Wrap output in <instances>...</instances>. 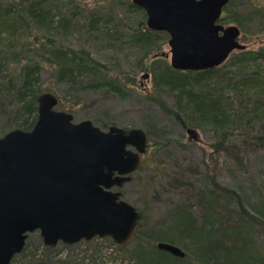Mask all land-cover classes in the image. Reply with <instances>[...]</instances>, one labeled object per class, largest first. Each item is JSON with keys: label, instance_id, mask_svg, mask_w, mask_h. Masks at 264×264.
Wrapping results in <instances>:
<instances>
[{"label": "trees", "instance_id": "obj_1", "mask_svg": "<svg viewBox=\"0 0 264 264\" xmlns=\"http://www.w3.org/2000/svg\"><path fill=\"white\" fill-rule=\"evenodd\" d=\"M241 1L246 6L243 18L236 11L235 0H229L220 22L237 23L242 33H251L247 27L256 22L258 32L264 33V0ZM45 26L62 27L73 36L82 32L96 38L98 35L97 39L112 47L138 48L135 65L143 78L151 77L152 81V95L145 98L171 114L181 127L189 126L186 130L201 129L212 134L214 143L206 154L208 159H214L213 154H225L226 164L244 176L249 173L250 152L264 148V44L256 49L235 50L224 63L211 69H174L160 55L164 38L160 37V43L158 35L165 37V33L148 29L144 10L132 0H0V72H8L0 77V136L12 129L30 130L35 124L37 96L43 93L38 84L44 67L53 83L66 84L70 93L77 95L101 91L123 99L134 92L136 73L123 69L116 57L103 63L84 46L67 44L62 35L44 34ZM165 95L174 100L173 108L164 101ZM55 96L56 107L74 112L63 105L62 97ZM100 122L102 127H109V123ZM143 130L147 148L130 181H138L139 174L148 169L149 178L160 181L168 159L156 153L168 145L153 141L150 130ZM251 145L254 149L249 148ZM205 166L207 182L201 186L183 175L169 177L175 187L186 188L191 194L166 210L156 209L154 217L148 200L141 201L140 207L132 204L140 217L125 244H115L109 237L100 241H109L116 250L125 251L132 264H264V251L255 245L258 231L264 230V196L248 209L243 194L219 185L215 166ZM258 178L264 183V178ZM114 190L120 191L125 200L121 187ZM159 241L186 249L181 248L184 256L157 249ZM80 243L84 241L74 245ZM49 251L52 248L44 246L37 257L26 243L11 263L18 258V264H75L67 259L55 261L47 254Z\"/></svg>", "mask_w": 264, "mask_h": 264}, {"label": "water", "instance_id": "obj_2", "mask_svg": "<svg viewBox=\"0 0 264 264\" xmlns=\"http://www.w3.org/2000/svg\"><path fill=\"white\" fill-rule=\"evenodd\" d=\"M228 2L132 0L145 11L148 29L168 33L171 66L182 71L214 68L245 49L238 26L216 23ZM56 105L53 93L39 94L33 127L0 136V264H11L34 231L45 247H54L107 237L122 245L136 229L138 210L114 188L141 164L145 131L74 122ZM156 247L184 256L168 242Z\"/></svg>", "mask_w": 264, "mask_h": 264}, {"label": "rangeland", "instance_id": "obj_3", "mask_svg": "<svg viewBox=\"0 0 264 264\" xmlns=\"http://www.w3.org/2000/svg\"><path fill=\"white\" fill-rule=\"evenodd\" d=\"M235 4L237 5V13L243 18L246 6L242 5L241 0H235ZM222 23L226 26H238L237 23L233 22ZM249 26L250 28L247 27V29L248 32L251 29V33L241 32L239 41L246 45V48L256 49L261 44H264V33L258 32L256 22ZM45 29L44 34L50 37H61L62 35L61 38H64L65 42L72 47L84 46L95 59L103 63L113 61V57H116L123 69L130 71V73H136L133 85L134 92L123 99L106 96L101 91H88L79 95L70 93L68 85L53 83L52 79L49 78L47 67L43 68L38 84L43 93L50 92L62 97L63 105L74 109V112H72L74 122L89 119L94 125L105 130L107 128L102 127L100 121L109 123V126L115 125L127 130L146 128L150 130L153 141H160L168 145L161 147L156 153L157 156L162 155L164 160L168 159L165 162L167 167H165L166 172L162 180L152 181L149 178L151 170H144L139 174L140 178L138 181H130V183L127 182V184L121 186L127 202L140 207L142 205L141 201L148 200L150 202L149 205L153 209L150 214H153L152 217H154L156 209L166 210L171 203L180 202L181 198H188V193L191 194L186 188L175 187L173 181L171 180L170 182V178L183 175L184 177L182 178L188 179L196 186L204 185L207 182L206 175H204L206 163L208 166H215L214 175L219 185L233 188L243 194L248 209L251 210V205L260 196H264V183L258 180V176L262 179L264 178V148H257L253 153L250 152L248 162L250 171L245 176L231 165L226 164L224 160L225 154H220L221 157L213 154L212 157L215 158L208 159L206 154L211 152L210 145L214 143L212 134L201 129H196L192 133L187 132L186 128L189 126L181 127L171 114L165 113L155 103L145 98L147 95H152V81L151 77L143 78V73L138 72L139 69L135 65L136 58L140 54L138 48L129 47L128 45L125 47L117 45L113 46V48L104 41L97 39L98 35L96 38V36L82 32L73 36L62 27L54 28L51 26L49 28L45 26ZM158 36L160 43H162L160 37L163 39V34ZM163 41L160 52L169 53L166 40L163 39ZM30 49L32 50V46H30ZM167 61L169 62V59ZM7 73L4 70L0 72L1 79L6 77ZM164 101L171 108L175 105L174 100L170 96L165 95ZM56 108L58 110H66L64 107ZM191 138H194V140ZM253 147L252 145L249 146L250 149H254ZM152 150L153 148L150 149L149 153ZM166 152L167 156H165ZM259 184H261L260 187ZM153 199L156 201L151 204ZM161 225L164 227L163 224ZM159 226L155 225V228H159ZM257 236L259 238L255 240V245L260 246L264 251V230L263 232L259 230ZM100 240L101 238H95L90 242L84 241V243L71 244L74 246L68 247L58 243L56 246L51 247L52 251L47 252V254L55 261L67 259L75 261V264H132L125 251L116 250L109 241ZM25 242L28 243L29 250L35 252L37 257L42 255L44 245L38 231L29 233ZM131 245H128L127 248H130ZM183 250L185 251L186 249ZM18 261L19 259L16 258L11 264H18Z\"/></svg>", "mask_w": 264, "mask_h": 264}, {"label": "flooded vegetation", "instance_id": "obj_4", "mask_svg": "<svg viewBox=\"0 0 264 264\" xmlns=\"http://www.w3.org/2000/svg\"><path fill=\"white\" fill-rule=\"evenodd\" d=\"M223 10V8H222ZM145 12V11H144ZM221 15H222V11H221ZM220 15V17H221ZM220 17L219 19L216 21L217 24H221V25H224L222 22H220ZM226 26V25H224ZM153 31H156V32H164L165 33V37H164V40H166V43L169 47V44H168V40H169V35L167 32L165 31H157V30H153ZM240 35H241V31H240ZM164 42V41H163ZM160 55H162V57L165 59V60H168L169 59V63L171 65V53H170V47H169V53H165V52H160ZM182 71V70H181Z\"/></svg>", "mask_w": 264, "mask_h": 264}]
</instances>
